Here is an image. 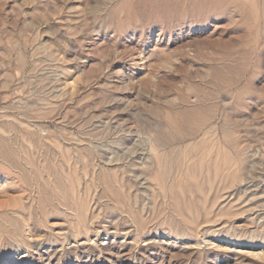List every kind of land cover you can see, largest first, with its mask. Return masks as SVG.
Masks as SVG:
<instances>
[{
    "label": "rangeland",
    "instance_id": "374dc122",
    "mask_svg": "<svg viewBox=\"0 0 264 264\" xmlns=\"http://www.w3.org/2000/svg\"><path fill=\"white\" fill-rule=\"evenodd\" d=\"M0 264H264V0H0Z\"/></svg>",
    "mask_w": 264,
    "mask_h": 264
},
{
    "label": "bare ground",
    "instance_id": "6f19581e",
    "mask_svg": "<svg viewBox=\"0 0 264 264\" xmlns=\"http://www.w3.org/2000/svg\"><path fill=\"white\" fill-rule=\"evenodd\" d=\"M165 6V5H164ZM170 12V11H169Z\"/></svg>",
    "mask_w": 264,
    "mask_h": 264
}]
</instances>
